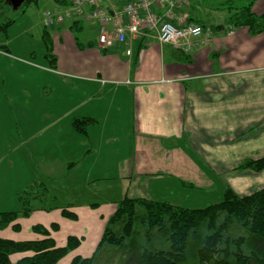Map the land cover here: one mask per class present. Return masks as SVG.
<instances>
[{"label": "crops", "instance_id": "1", "mask_svg": "<svg viewBox=\"0 0 264 264\" xmlns=\"http://www.w3.org/2000/svg\"><path fill=\"white\" fill-rule=\"evenodd\" d=\"M53 2L51 9L42 11L43 27L46 11L65 9ZM112 5L103 8L110 11ZM190 7L182 13L199 23L203 34L188 52L146 36L103 50L98 24L83 18L49 28L57 70L47 64L29 67L41 77L39 92L49 85L63 95L57 100L55 94L36 97L37 113L27 120L37 127L19 134L14 153L33 161L54 201L63 193L74 203L38 207L18 220L19 231L8 228L0 231V238L38 241L43 237L34 227L51 231L57 225L51 236L58 247L69 237L84 239L64 263L71 264L77 256L90 258L96 252L124 198L181 207L191 188H205L217 200L228 188L240 197L264 188V171L239 169L246 160L264 158V32L252 35L248 27L231 25L234 11H228L214 32L193 19ZM252 13L264 16V0L254 3ZM74 31L85 40L78 41ZM0 55L1 60L9 59L3 51ZM77 118L95 121L87 135L74 130ZM25 160L17 158L18 170ZM65 209L77 221L66 219ZM9 210L0 213L20 212ZM29 230L28 240L14 234ZM29 255H14L12 262Z\"/></svg>", "mask_w": 264, "mask_h": 264}, {"label": "trees", "instance_id": "2", "mask_svg": "<svg viewBox=\"0 0 264 264\" xmlns=\"http://www.w3.org/2000/svg\"><path fill=\"white\" fill-rule=\"evenodd\" d=\"M8 1L0 0V33L6 35L15 23L14 19L5 20L13 7ZM54 1L65 8L72 6L65 0ZM244 1L236 9L229 8L235 13L228 22L236 27H248L252 35L264 32V16L252 13L257 0ZM38 2L23 0L18 10L23 12L24 7ZM189 23L193 21L189 19ZM43 42L48 66L56 71L58 59L48 27H44ZM3 52L7 53V50ZM93 124L95 121L90 118H77L73 121V128L85 136L87 128ZM239 169L260 173L264 171V158L246 160ZM44 191L46 199L43 200L47 201V192ZM38 197L24 194L20 212L0 213V231L8 228L19 231V219L28 218L38 207L47 210V204L34 205ZM62 215L71 221L78 219L66 209ZM33 230L43 239L22 242L0 238V264H13L12 257L20 254L30 255L16 264H58L77 250L84 240L69 237L64 247H58L51 236L58 230L57 225H52L51 231L43 226H36ZM240 230H244L246 236L235 237L234 232ZM140 236L142 241L139 243L136 239ZM106 247L109 253L115 251L128 258L126 264H264V188L247 197H240L228 188L219 203L196 210L167 202L124 198L108 220L93 256H77L71 264H94L99 252Z\"/></svg>", "mask_w": 264, "mask_h": 264}, {"label": "rangeland", "instance_id": "3", "mask_svg": "<svg viewBox=\"0 0 264 264\" xmlns=\"http://www.w3.org/2000/svg\"><path fill=\"white\" fill-rule=\"evenodd\" d=\"M8 2L13 7L5 20L8 18L14 19L15 23L8 29L7 35L0 33V51L7 50V55H9L8 60H1L3 56L0 55V160L3 159V161H0V211L5 209L20 211L22 209L21 196H24V194L39 196L37 198L39 200L34 202L36 206L40 204L53 205L56 203L57 205H63L74 203V198L63 193H59L57 200L54 201V195L40 181L33 161L23 153H14L17 143L20 142L19 134L23 130L24 133L26 130L30 132L37 127L35 123L29 124L27 120V118L32 119V116L37 113L34 111L37 108L34 107L36 97L40 96L41 99H45L55 94L57 100L63 95V90L58 88L55 93V90L49 85L42 87L39 92L37 83L41 80V77L37 71L29 67H40L42 64L48 65L45 58L47 54L46 47L43 42L44 27L41 26L40 19L42 11L51 9V6H54L55 3L53 0H39L38 3L24 7L22 12V10L17 9L22 0H9ZM190 2L189 12L193 19L202 21L216 32L222 25L228 11H230L229 8L236 9L243 5L245 1L190 0ZM232 11L235 12V10ZM74 32L78 41L85 40L83 34L77 31ZM24 89H27L30 94L25 92ZM49 109H53L52 106ZM57 109L55 108V110ZM1 116L6 117L3 119ZM20 156L26 157V160L22 162L23 169L18 170L17 158ZM11 162L14 163V168L11 167ZM44 189L47 192V201L43 200L45 197L43 195L45 193ZM184 195L185 197L179 202V205L191 210L204 209L221 201L217 200L216 196L211 195L205 188L201 190L191 188ZM5 205H11L13 208H7ZM29 233L32 234L31 230L24 232L22 235L14 234L28 240ZM233 235L235 237L246 236V232L244 230L235 231ZM136 240L140 243L142 241L141 236L137 237ZM108 250L107 247L102 249L94 264L127 263L125 261L126 257L122 254H117L115 251L109 253ZM68 256L58 264L68 262ZM130 263L132 262L128 264Z\"/></svg>", "mask_w": 264, "mask_h": 264}, {"label": "built area", "instance_id": "4", "mask_svg": "<svg viewBox=\"0 0 264 264\" xmlns=\"http://www.w3.org/2000/svg\"><path fill=\"white\" fill-rule=\"evenodd\" d=\"M118 2L123 5L118 6ZM105 3L113 4L110 11L103 8ZM190 6L189 0H74L64 10L46 11L43 24L53 27L76 18L94 22L99 26L98 43L103 50L146 36L155 38L161 46L188 52L203 34V27L189 23L182 13ZM127 54L130 56L132 51Z\"/></svg>", "mask_w": 264, "mask_h": 264}, {"label": "water", "instance_id": "5", "mask_svg": "<svg viewBox=\"0 0 264 264\" xmlns=\"http://www.w3.org/2000/svg\"><path fill=\"white\" fill-rule=\"evenodd\" d=\"M22 2H23V0H22ZM22 2L20 3V6H21ZM20 6H18V7H17V9H19V8H20Z\"/></svg>", "mask_w": 264, "mask_h": 264}]
</instances>
